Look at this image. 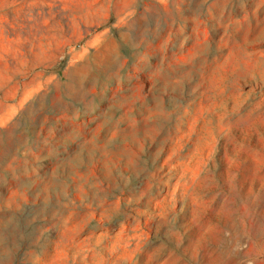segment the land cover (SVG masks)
<instances>
[{
    "label": "rangeland",
    "instance_id": "1",
    "mask_svg": "<svg viewBox=\"0 0 264 264\" xmlns=\"http://www.w3.org/2000/svg\"><path fill=\"white\" fill-rule=\"evenodd\" d=\"M0 264H264V0H0Z\"/></svg>",
    "mask_w": 264,
    "mask_h": 264
}]
</instances>
